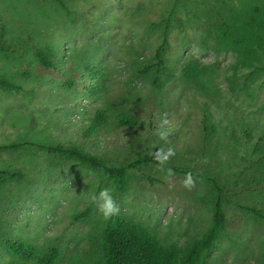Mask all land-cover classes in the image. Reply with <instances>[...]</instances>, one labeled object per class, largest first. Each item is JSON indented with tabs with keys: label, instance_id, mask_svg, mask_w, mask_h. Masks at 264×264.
Listing matches in <instances>:
<instances>
[{
	"label": "rangeland",
	"instance_id": "1",
	"mask_svg": "<svg viewBox=\"0 0 264 264\" xmlns=\"http://www.w3.org/2000/svg\"><path fill=\"white\" fill-rule=\"evenodd\" d=\"M252 5L264 7V0H0V76L20 88L17 94L0 90V144H30L0 153V171L21 175L0 188V264L34 262L14 258L6 241L29 244L38 256L55 248L60 255L56 264H103L102 232L116 216L139 225L164 246L182 247L210 225L211 212L202 201L206 187L194 179L187 189L182 177L150 165L130 171L120 193L101 176L41 151L40 145L78 146L110 166L171 147L175 155L164 165L197 172L223 168L237 205L227 208L225 232L207 264H264V223L239 208L264 209L263 164L255 163L264 145L253 156L241 139L223 149L220 160L204 157L199 127L208 109L215 122L225 114L246 124L253 130L252 144L264 131V75L245 93L231 94L225 77L234 56L218 51L216 43L220 22ZM169 15V76L155 89L135 72L156 47L152 24ZM37 52L63 56L45 69ZM186 62L207 68L206 78H183L179 70ZM88 64L103 66L97 103L126 104L139 125L119 127L111 120L81 138L94 99L88 101L80 90ZM70 79L77 81L76 92L65 86ZM163 120L168 123L162 128ZM224 125L219 123L220 131ZM165 129L169 135L162 140L158 132ZM104 188L113 190L120 208L108 219L92 200ZM89 206V218L76 221Z\"/></svg>",
	"mask_w": 264,
	"mask_h": 264
},
{
	"label": "trees",
	"instance_id": "2",
	"mask_svg": "<svg viewBox=\"0 0 264 264\" xmlns=\"http://www.w3.org/2000/svg\"><path fill=\"white\" fill-rule=\"evenodd\" d=\"M170 23L171 15L161 18L158 23L152 24V29L158 34L156 47L150 57L144 59L135 72L137 77L147 80L155 89H160L169 76L166 54L169 47ZM216 43L218 51L230 53L234 56L229 74L225 77L228 92L233 95L245 93L260 76L264 75V7L259 5L248 6L234 14L229 20H222L216 28ZM56 56L61 57L63 54L55 53L54 57L47 52H37L36 54L38 63L45 69L54 68ZM102 71L103 66L88 64L84 66V77L79 81V84L82 85L80 90L84 98L89 101L90 98L94 97L89 101L92 104V116L83 127L82 139L93 136L111 120L115 125L125 128L135 127L140 123L136 116L127 111L126 104L119 106L114 103H97L100 98L97 93ZM179 72L187 80L199 81L206 78L208 70L195 63L186 62ZM76 83V80L70 79L65 82V86L68 90L76 92ZM0 90L11 94L20 92L18 86L8 82L1 76ZM220 122L225 124L221 131ZM220 122L213 120V115L208 109L202 114L199 127L203 135L204 157L211 156L215 160H220L219 154L222 150L239 145L237 141L241 139L246 143L245 146H250L253 156L262 151L264 131L258 132L260 136L252 144L254 140L253 130L246 124H240L236 118L229 119L225 114H223ZM238 134H240V137ZM221 137H225V142L220 141ZM27 146H30V144H0V153L21 150ZM38 148L62 161H72L83 166L90 173L99 175L106 182L111 183L120 193H123L127 188L130 171L139 170L150 165L159 166L164 170L171 168L172 175L182 178H184L185 173L191 172L193 179L206 187V193L202 197V201L210 209L211 222L201 236L182 247L164 246L139 225L116 216L113 222L102 232L103 264H207L210 254L215 250L225 232L228 222L227 208L232 204L237 205L233 201L235 194L231 193L229 180L222 177L223 168H219L218 171H216V168L214 172L208 169L197 172L191 168L161 166L154 157L150 156H139L125 165L110 166L101 158L85 152L78 146L40 145ZM262 154L263 156L258 158L255 163L256 165L263 164L261 173L264 175V153ZM216 164L222 167L221 161H217ZM223 167H226V165ZM239 176H241L240 173ZM20 178L21 175L18 173L0 171V188ZM255 182L260 181L254 179ZM234 184L236 183L234 182ZM239 208L249 214L255 221L264 223V209L247 206H239ZM90 211L91 207L89 206L77 214L74 219L76 221L87 220ZM5 244L11 255L21 262L34 260L32 264H56L60 256L55 248L38 256L34 253L31 245L21 241H6Z\"/></svg>",
	"mask_w": 264,
	"mask_h": 264
},
{
	"label": "clouds",
	"instance_id": "3",
	"mask_svg": "<svg viewBox=\"0 0 264 264\" xmlns=\"http://www.w3.org/2000/svg\"><path fill=\"white\" fill-rule=\"evenodd\" d=\"M168 122L166 120L161 121V127L163 128ZM159 138L162 140L167 139L169 132L165 130H161L158 132ZM175 152L171 147L167 148L166 150L158 148L155 153H153L154 159H156L161 166H163L167 160L174 156ZM165 174L167 176H171L172 169L168 168L165 170ZM194 181L191 172H187L184 174V178L182 181V186L191 189L193 186ZM113 190L111 188H104L100 190L97 194L92 196L93 202L97 203L98 211L105 219L110 217H114L119 214L120 208L117 205L116 201L113 199L112 195Z\"/></svg>",
	"mask_w": 264,
	"mask_h": 264
}]
</instances>
